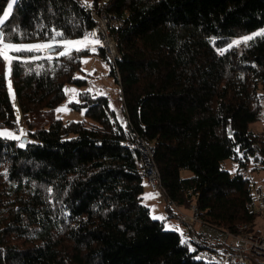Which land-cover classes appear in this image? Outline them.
Returning <instances> with one entry per match:
<instances>
[{
    "label": "trees",
    "instance_id": "obj_1",
    "mask_svg": "<svg viewBox=\"0 0 264 264\" xmlns=\"http://www.w3.org/2000/svg\"><path fill=\"white\" fill-rule=\"evenodd\" d=\"M95 14L110 17L115 60L99 45L59 55L55 43L13 53L9 75L0 57V126L19 136H0V264H224L215 256L228 232H261L242 171L264 165V129L254 127L264 122V36L242 38L264 26V0H15L0 28L9 43L58 42L89 34ZM93 53L120 86L124 118L108 96L82 90L68 104L85 119L44 123L67 84L86 85L77 73ZM137 136L153 144L171 216L170 200L196 204L199 222L180 221L209 228L190 236L209 260L143 203L141 155L126 145Z\"/></svg>",
    "mask_w": 264,
    "mask_h": 264
},
{
    "label": "rangeland",
    "instance_id": "obj_2",
    "mask_svg": "<svg viewBox=\"0 0 264 264\" xmlns=\"http://www.w3.org/2000/svg\"><path fill=\"white\" fill-rule=\"evenodd\" d=\"M12 4H13V0L10 1L9 5H12ZM8 8H7L6 13H8ZM96 46L98 45H94V46L92 45V47H96ZM10 54L13 55V53H10ZM84 60H86L87 63H84L83 62ZM7 72H8V67H7ZM77 75L87 79L86 85L78 86V85H73V84H67L66 89H76L77 91L75 93L71 91L67 92L66 99L57 108H55L51 113H49L47 116L43 118L44 123H48L56 119H61L63 121L85 119L86 117L84 115V112L71 109L68 103L72 100H76L78 98V93L80 91L89 90V89L91 90L90 92L94 94L108 96L112 107L116 109L119 117L121 119L124 118V113L122 111V102L120 100V86L115 81V78L109 74V65L98 54L93 53V54L85 55L82 59V69L81 71L77 73ZM9 80H10V77H9ZM13 104H14V109L16 111V114L19 117H21L22 113H21L20 106L16 98H13ZM60 108H66L67 110L57 111V109H60ZM26 125L27 124L25 123V120L21 118L19 120V126L21 127L19 133L22 136L25 135L22 133L24 132ZM254 127L256 129L263 130L264 122L256 123ZM0 130H7V129L2 128ZM253 166H254V163L252 162L242 172L247 178H249L250 185L254 189L257 185H260L261 183L264 182V165L258 164V169H252ZM223 167L230 170L231 172H235L236 169L238 168V164L231 160H225L223 162ZM145 186H146L145 192L143 193V200H144L143 203H147V204L149 203L151 205L155 203V207L151 208V216L154 219H158L162 221L166 229L175 230L176 228H178L179 229L178 232L181 234L182 240L188 242L186 243L187 245H189L190 250L191 251L199 250L198 253L196 254V257L209 260L210 259L209 249L208 248L198 249L197 245L194 244V242L192 241L193 238H190L189 235L183 232V229H182L183 226L181 225L180 221L175 216H171L170 211L166 207L165 199H163L161 195L159 196L155 192H153L154 194L153 196L149 197L147 194H152L151 193L152 190L150 189L147 180H145ZM191 206L189 208L190 210H191ZM171 210L174 211L173 208ZM182 210L184 211L185 208L182 207ZM158 217H163V219H160ZM170 226H174V227H170ZM256 227L260 229L262 233H264V217L262 215H259L257 217Z\"/></svg>",
    "mask_w": 264,
    "mask_h": 264
},
{
    "label": "built area",
    "instance_id": "obj_3",
    "mask_svg": "<svg viewBox=\"0 0 264 264\" xmlns=\"http://www.w3.org/2000/svg\"><path fill=\"white\" fill-rule=\"evenodd\" d=\"M104 2L108 0H103ZM109 18L105 14H95L97 24L90 30V33H95L94 37L90 39H99L100 44L106 49L111 59L115 60L118 57V49L115 38L111 35L108 24ZM264 30V26L259 30ZM70 39V40H80ZM62 40H59V43ZM28 44V43H26ZM60 44V43H59ZM43 52H49V49L42 50ZM131 148L137 149L140 152L141 160L140 164L146 180L149 184L152 192H155L159 196L161 195L165 199V189L163 188L160 171L157 163L154 159L153 144L146 141L143 137L137 136L134 141L126 142ZM257 153L261 152V145L256 146ZM166 200V199H165ZM170 206L175 208L178 213V217L182 221H198L199 214L196 204H192L190 215L185 213L174 201H168ZM248 208L251 213L256 215H262L264 217V182L257 185L253 189V199L248 204ZM245 230L244 233H227V238L223 247L219 249L215 258L220 263L224 264H264V233L261 232H248V224L240 226Z\"/></svg>",
    "mask_w": 264,
    "mask_h": 264
},
{
    "label": "snow or ice",
    "instance_id": "obj_4",
    "mask_svg": "<svg viewBox=\"0 0 264 264\" xmlns=\"http://www.w3.org/2000/svg\"><path fill=\"white\" fill-rule=\"evenodd\" d=\"M15 0H13V3ZM11 12V5H9L8 13ZM6 13L3 18H0V25H3L5 20L7 19ZM57 37L62 36L63 34L60 32H56L55 34ZM95 33H89L83 37V39L80 40H62L59 43L64 46V51L60 52L59 55H67L72 49H75L76 51H80L82 47H88L89 45H99L101 42L99 39H90V37H94ZM254 36H264V30L254 33L252 36H245L243 37V41L247 42L249 40H252ZM52 42H44V43H37V44H20V43H9L5 42V36L4 31L2 28H0V57H2L7 62L8 67V73L10 75L11 73V66L14 60H20L21 58L16 55H12L10 53H22V52H29V53H35L40 52L42 50L51 49L55 46V43H57L54 38H51ZM241 41H235L234 43L239 44ZM232 45H229L231 47ZM92 51H95V48L93 47L91 49ZM52 57L49 56L48 59H51ZM32 60H38L41 59L38 55H32L30 57ZM84 63H87L86 60L83 61ZM80 79H83L84 77H78ZM9 88H11V81L9 80ZM73 92L75 93L76 89H65V92ZM89 91H91L89 89ZM78 102V101H77ZM66 108H60L57 109V111H66ZM0 129H2V126H0ZM25 134V133H22ZM26 135V134H25ZM0 136H4L6 138H12V139H19V136H16L15 133H12L7 130H0ZM149 197L153 196L154 194H147ZM160 219H163V217H158ZM174 227V226H170ZM175 230L179 231L178 228ZM186 242V241H185Z\"/></svg>",
    "mask_w": 264,
    "mask_h": 264
},
{
    "label": "crops",
    "instance_id": "obj_5",
    "mask_svg": "<svg viewBox=\"0 0 264 264\" xmlns=\"http://www.w3.org/2000/svg\"><path fill=\"white\" fill-rule=\"evenodd\" d=\"M94 46V45H93ZM89 47H92V45L91 46H89ZM152 194H153V192H151ZM143 202H144V200H143ZM146 205H148L149 207H150V210H151V208H153V207H155V203H153V205H151V204H147V203H145ZM190 209H188V208H185V210L184 211H186L185 213H187V214H189L190 215V213H191V210L189 211ZM177 219L180 221V218L179 217H177ZM180 223H181V225L183 226V232H185L186 231V234H188L189 236H191V237H195L197 234L198 235H200L201 237H206L205 235H204V230H206V231H209V228L208 227H198V226H196L197 224H194V223H187V224H185V222H181L180 221ZM207 238V237H206Z\"/></svg>",
    "mask_w": 264,
    "mask_h": 264
},
{
    "label": "water",
    "instance_id": "obj_6",
    "mask_svg": "<svg viewBox=\"0 0 264 264\" xmlns=\"http://www.w3.org/2000/svg\"><path fill=\"white\" fill-rule=\"evenodd\" d=\"M54 51H55V47L49 49V52H50V53H51V52H54ZM22 140H23V141H27V137H26V136H23V137H22Z\"/></svg>",
    "mask_w": 264,
    "mask_h": 264
},
{
    "label": "bare ground",
    "instance_id": "obj_7",
    "mask_svg": "<svg viewBox=\"0 0 264 264\" xmlns=\"http://www.w3.org/2000/svg\"><path fill=\"white\" fill-rule=\"evenodd\" d=\"M255 187V186H254ZM196 222V221H195ZM199 222V221H198Z\"/></svg>",
    "mask_w": 264,
    "mask_h": 264
}]
</instances>
